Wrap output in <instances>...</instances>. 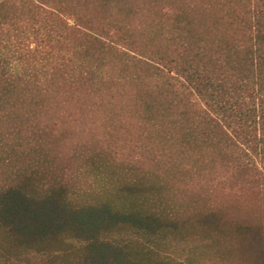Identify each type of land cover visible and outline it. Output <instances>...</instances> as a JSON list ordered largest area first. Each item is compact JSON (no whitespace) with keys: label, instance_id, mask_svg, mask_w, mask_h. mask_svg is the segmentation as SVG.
Listing matches in <instances>:
<instances>
[{"label":"rangeland","instance_id":"1","mask_svg":"<svg viewBox=\"0 0 264 264\" xmlns=\"http://www.w3.org/2000/svg\"><path fill=\"white\" fill-rule=\"evenodd\" d=\"M256 1L63 0L61 5L59 0H36L38 12L52 10L57 17L39 24L22 17L5 24L6 36H0V73L46 89L39 93L31 85L32 99L21 96L9 110L14 121L0 122V187L33 171L34 177L62 178L78 203L100 197L161 218L164 227L155 243L130 233L135 251L146 258L153 251L164 264H264V189L243 183L248 175L243 167L229 172L192 167L180 150L160 143L164 128L179 120L180 100L187 95L190 104L198 102L201 107L196 108L207 111L202 114L222 118L216 90L204 95L212 105L199 101L196 91H186L183 73L153 54L158 46L154 50L173 55V32L165 14L180 4L208 23H218L235 44L241 40L240 60L243 14ZM109 73L125 76L127 87L132 84L122 93L124 88L116 86L111 92L116 100L111 93L95 94L93 88ZM74 75L86 86L73 99H64V87L43 86ZM143 90L150 91L147 97ZM161 103L175 110L168 108L161 116ZM142 111L148 116L143 118ZM249 146L243 160L260 166L254 144ZM12 147L16 153L9 158ZM253 170L251 175L258 174ZM9 245L0 232V264H78L81 259L74 247L22 253Z\"/></svg>","mask_w":264,"mask_h":264},{"label":"trees","instance_id":"2","mask_svg":"<svg viewBox=\"0 0 264 264\" xmlns=\"http://www.w3.org/2000/svg\"><path fill=\"white\" fill-rule=\"evenodd\" d=\"M62 1L59 0L61 5ZM259 2L250 4L243 14V59H237L241 40L238 45L235 44L234 40L232 42L226 37V31L218 23L210 24L204 15H195L180 4L172 5L171 11L165 14L169 19L167 25L173 32V55L170 57L163 50H154L158 46L153 48V54L160 60L164 59L166 65L170 62V69L175 65L174 69L183 73L187 79V85H184L186 91H196L199 101L204 98L205 92L214 89L220 99L217 103L223 106L222 118H209L207 114H202L207 111L196 108L201 107L200 103L190 104L188 95L185 101L181 99L179 120L166 121L170 126L164 128L166 131L160 142L163 147L173 146L180 150L184 160H192V167L218 168L228 172L243 167V173L249 175L243 183L264 189V0L261 4ZM38 9L36 0H0V36L6 34L5 24L14 25L22 17L27 16V20L38 24L42 19L47 22L52 15L57 17L54 10L41 13ZM54 22L58 23L57 18ZM56 37L52 36L57 40ZM235 51L234 57L232 54ZM76 76L69 81L66 78L54 79L43 86L64 87L68 89L64 99H73L86 86L84 79ZM103 78L93 87L95 94L111 93L116 86L124 88L122 93L129 83L125 81V76L116 78L113 73L103 75ZM31 85L38 88L39 93L46 90L41 91L34 81L0 73V122L14 119L9 110L16 108L21 96L32 99ZM20 86H23L22 91L16 92ZM149 93V90H143L142 95L147 97ZM114 95L111 93L110 97L116 100ZM206 103L212 105L207 100ZM150 106V109L154 108L153 104ZM159 107V115L164 117L168 108L175 110V107L162 103ZM142 114L145 112L141 113L143 118L148 116ZM230 128L233 130L230 131ZM1 140L0 137L2 151ZM250 144H254L252 150L259 158L260 166L243 160V152H247ZM235 145L236 148L233 147ZM15 150L12 147L5 151L10 158ZM3 160L4 157L0 156V161ZM253 165L259 175L250 174L254 171ZM34 174L33 171L19 173L18 179L14 178L11 184L0 187V232L9 240V247L14 246L22 253L48 252L53 248L65 251L74 247L81 253L78 264H164L153 251L147 258L135 251L130 233L155 243L156 238H153L164 227L163 219H153L150 214L131 205H119L100 197L92 202L78 203L72 197V189L62 178L40 174L34 177ZM132 192L129 190L130 194ZM122 230L128 231V236H123Z\"/></svg>","mask_w":264,"mask_h":264}]
</instances>
